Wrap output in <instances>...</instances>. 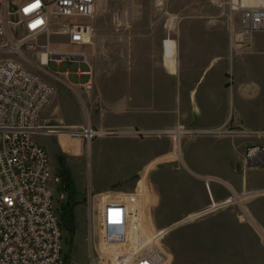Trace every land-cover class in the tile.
<instances>
[{"label": "rangeland", "instance_id": "1", "mask_svg": "<svg viewBox=\"0 0 264 264\" xmlns=\"http://www.w3.org/2000/svg\"><path fill=\"white\" fill-rule=\"evenodd\" d=\"M20 1L10 0V5ZM221 2L220 6L213 0H96L92 21L96 34L91 45L65 44L64 38L53 33L28 38L21 30L16 36L0 39V46L8 44L0 50V60L18 61L49 83L54 88L52 97L60 96L65 110L62 116L67 117L69 107L74 106L73 117H82L81 128L88 119L87 106L91 99L87 96H104L100 89L112 83L116 84L112 93L119 94L125 89L127 79L114 72L130 67L132 45L146 46L149 60L159 63L164 49L166 58L173 56L175 48L177 51L179 36L185 29H217L230 40L229 0ZM234 23L238 25V18ZM20 40L23 42L18 43ZM263 40L264 36L257 35L255 45L260 46ZM252 43L244 52L233 53L235 56L251 53ZM48 44L52 52L72 53L75 58L67 57L62 65H41L43 47ZM145 49L134 48L140 50L133 60L134 66L145 64ZM206 84L197 86L198 100ZM177 88L175 84L172 96L179 95ZM260 88L264 93V85ZM154 96L164 95L156 90ZM57 97L55 100L59 101ZM92 102L97 103L93 98ZM260 104L259 108L249 104L244 109L246 120L259 128L264 127V102ZM54 129L56 133L49 132ZM71 132L67 128H49L39 130L36 136L48 152L52 171L60 177L53 194L62 225L65 264H114L118 250L103 247L102 199L107 203L119 202L135 192L139 196L132 206L138 226L132 237V250L139 252L157 243L169 254L165 264H264V234L259 235L260 245L248 242L249 231L226 227L230 218L212 207L184 214L198 207L205 197L197 192L200 185L184 176L181 143L171 136L163 134L156 140H171L170 147L176 150L174 161L155 160L136 189L138 179L128 184L116 182L138 168L147 155L116 136L97 137L89 148ZM204 168L208 170L209 166L204 164ZM185 188L190 190L186 194ZM177 217L181 218L173 221Z\"/></svg>", "mask_w": 264, "mask_h": 264}, {"label": "crops", "instance_id": "2", "mask_svg": "<svg viewBox=\"0 0 264 264\" xmlns=\"http://www.w3.org/2000/svg\"><path fill=\"white\" fill-rule=\"evenodd\" d=\"M257 35L264 36V33L254 35L251 53L235 56L230 40L221 31L185 29L179 36L177 51L175 48L173 56L166 58L164 49L159 63L149 60L146 46L132 45L130 67L114 72L127 79L125 89L119 94L112 93L116 87L112 83L100 89L104 96H87L91 101L85 125L99 130H118L119 141L147 155L138 168L116 182L128 184L138 179L136 189L155 160L172 162L175 159L171 140L156 139L175 127L194 130V136L181 141L180 163L184 176L200 185L197 192L205 198L198 207L184 214L212 207L230 218L226 227L249 231L248 242L260 245L259 237L264 234V168L244 165L248 147L264 146V127L251 125L244 112L249 104L259 108L260 101L264 102L260 88L264 85V40L256 46ZM143 47L146 62L134 66L133 60L140 52L134 48ZM206 82L198 100L197 86ZM175 84L178 96H172ZM259 88L261 91L257 92ZM156 90H161L164 96H154ZM56 97L50 99L42 112L40 126L43 129L79 128L82 117H73L74 106L63 117L65 110L60 96L59 101ZM57 141L60 143L61 137ZM204 164L209 166L208 170ZM187 191L190 190L185 188L183 192ZM177 218L173 221L181 217Z\"/></svg>", "mask_w": 264, "mask_h": 264}, {"label": "built area", "instance_id": "3", "mask_svg": "<svg viewBox=\"0 0 264 264\" xmlns=\"http://www.w3.org/2000/svg\"><path fill=\"white\" fill-rule=\"evenodd\" d=\"M213 2L222 5L221 0ZM227 5L231 13L230 46L242 53L255 34L264 33V5L245 0H229ZM95 12L96 0H21L12 5L10 0H0V39L22 30L28 38L53 33L64 38L65 44L88 46L96 34L92 22ZM43 49L47 51L45 65H62L67 57L75 58L72 53L52 52L49 44ZM53 92L49 83L20 62L0 60V264H65L62 225L53 194L60 177L52 171L48 152L36 138L43 129L41 114ZM49 132L56 133L55 129ZM119 133L88 124L71 132L88 146L97 137ZM195 133L184 127L165 132L179 144ZM244 165L264 168V146L248 147ZM138 196L135 192L129 199L114 203L102 199L103 247L118 250L114 264H165L169 254L157 243L139 252L131 249L138 226L132 203Z\"/></svg>", "mask_w": 264, "mask_h": 264}, {"label": "bare ground", "instance_id": "4", "mask_svg": "<svg viewBox=\"0 0 264 264\" xmlns=\"http://www.w3.org/2000/svg\"><path fill=\"white\" fill-rule=\"evenodd\" d=\"M248 4H262L264 5V0H245ZM18 46V45H17ZM44 50V53L42 54L41 57V65H45L47 63V51ZM80 56H83L80 54Z\"/></svg>", "mask_w": 264, "mask_h": 264}, {"label": "snow or ice", "instance_id": "5", "mask_svg": "<svg viewBox=\"0 0 264 264\" xmlns=\"http://www.w3.org/2000/svg\"><path fill=\"white\" fill-rule=\"evenodd\" d=\"M35 5L29 6L28 8L25 9L26 12H28L32 7H34Z\"/></svg>", "mask_w": 264, "mask_h": 264}]
</instances>
